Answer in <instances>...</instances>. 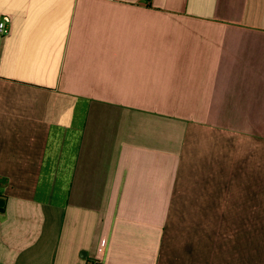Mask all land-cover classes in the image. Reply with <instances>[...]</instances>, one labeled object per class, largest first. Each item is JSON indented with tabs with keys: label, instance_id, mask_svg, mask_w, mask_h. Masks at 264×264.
<instances>
[{
	"label": "crops",
	"instance_id": "obj_1",
	"mask_svg": "<svg viewBox=\"0 0 264 264\" xmlns=\"http://www.w3.org/2000/svg\"><path fill=\"white\" fill-rule=\"evenodd\" d=\"M0 264H264V0H0Z\"/></svg>",
	"mask_w": 264,
	"mask_h": 264
},
{
	"label": "built area",
	"instance_id": "obj_2",
	"mask_svg": "<svg viewBox=\"0 0 264 264\" xmlns=\"http://www.w3.org/2000/svg\"><path fill=\"white\" fill-rule=\"evenodd\" d=\"M10 32H11V29L7 26V21L5 19H2L0 21V38H4L8 36ZM87 264H101V263L97 260H92L88 262Z\"/></svg>",
	"mask_w": 264,
	"mask_h": 264
},
{
	"label": "water",
	"instance_id": "obj_3",
	"mask_svg": "<svg viewBox=\"0 0 264 264\" xmlns=\"http://www.w3.org/2000/svg\"><path fill=\"white\" fill-rule=\"evenodd\" d=\"M4 201L0 200V209L3 207Z\"/></svg>",
	"mask_w": 264,
	"mask_h": 264
}]
</instances>
